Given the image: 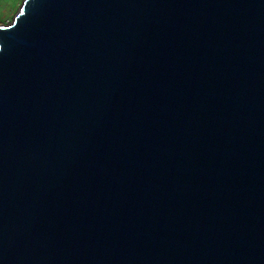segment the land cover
<instances>
[{
    "label": "water",
    "instance_id": "95a60500",
    "mask_svg": "<svg viewBox=\"0 0 264 264\" xmlns=\"http://www.w3.org/2000/svg\"><path fill=\"white\" fill-rule=\"evenodd\" d=\"M0 264H264V0H24Z\"/></svg>",
    "mask_w": 264,
    "mask_h": 264
},
{
    "label": "rangeland",
    "instance_id": "374dc122",
    "mask_svg": "<svg viewBox=\"0 0 264 264\" xmlns=\"http://www.w3.org/2000/svg\"><path fill=\"white\" fill-rule=\"evenodd\" d=\"M24 0H0V21L10 24Z\"/></svg>",
    "mask_w": 264,
    "mask_h": 264
},
{
    "label": "trees",
    "instance_id": "16d2710c",
    "mask_svg": "<svg viewBox=\"0 0 264 264\" xmlns=\"http://www.w3.org/2000/svg\"><path fill=\"white\" fill-rule=\"evenodd\" d=\"M1 24H4V21H2Z\"/></svg>",
    "mask_w": 264,
    "mask_h": 264
},
{
    "label": "crops",
    "instance_id": "0c3cea01",
    "mask_svg": "<svg viewBox=\"0 0 264 264\" xmlns=\"http://www.w3.org/2000/svg\"><path fill=\"white\" fill-rule=\"evenodd\" d=\"M5 1H7V0H5ZM0 20H1V19H0ZM1 22H2V21H0V24H1Z\"/></svg>",
    "mask_w": 264,
    "mask_h": 264
}]
</instances>
